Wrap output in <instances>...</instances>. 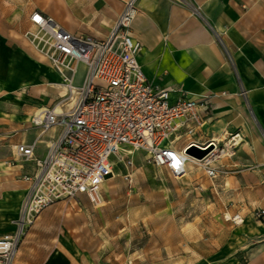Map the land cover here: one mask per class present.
<instances>
[{"label": "crops", "instance_id": "obj_1", "mask_svg": "<svg viewBox=\"0 0 264 264\" xmlns=\"http://www.w3.org/2000/svg\"><path fill=\"white\" fill-rule=\"evenodd\" d=\"M64 2L65 14L54 1L45 10L40 0H0V236L15 230L28 187L25 176L35 169L33 160L16 155L15 145L31 142L39 131L28 122L39 107L27 112L29 132L18 131L21 125L11 110L24 96L45 89L42 72L62 86L46 62L47 70L42 69L46 56H37L25 42L30 14H53L70 32L105 37L123 7L122 0ZM129 26L139 42L136 57L148 81L208 99L209 110L195 138L233 144L234 154L222 162L226 170L221 183L232 216L238 214L242 221L226 231L210 260L198 264H264V215H253L255 208L264 210V0H138ZM9 95L11 104L3 100ZM57 132L52 128L36 142L35 158L44 155L49 137ZM76 215L81 213L67 210L66 223ZM27 239L15 252L19 264H100L88 246L42 240L29 245Z\"/></svg>", "mask_w": 264, "mask_h": 264}, {"label": "built area", "instance_id": "obj_2", "mask_svg": "<svg viewBox=\"0 0 264 264\" xmlns=\"http://www.w3.org/2000/svg\"><path fill=\"white\" fill-rule=\"evenodd\" d=\"M137 2L123 0L122 10L105 37L70 32L37 10L30 14L29 22L35 29L30 33L32 42L38 48L45 42V56L68 89L58 103L30 115L28 122L39 130L37 136L29 143L15 145L16 155L33 160L35 169L25 176L28 187L15 230L0 236V264H13L30 213L79 196L98 206L102 183L113 174L114 158L131 165L132 154L141 151L151 165L179 176L191 156L187 147L211 146L202 158H193L213 177L216 160L234 154L232 143L194 137L209 110L206 97H188L180 88H165L147 80L136 57L139 42L129 26ZM80 64L83 70L79 73ZM71 88H75L73 97ZM65 98L69 99L67 106ZM52 128L58 132L49 137L44 155L35 158L36 142ZM253 215L260 219L264 210L255 208ZM232 221L238 223L242 218L235 214Z\"/></svg>", "mask_w": 264, "mask_h": 264}, {"label": "rangeland", "instance_id": "obj_3", "mask_svg": "<svg viewBox=\"0 0 264 264\" xmlns=\"http://www.w3.org/2000/svg\"><path fill=\"white\" fill-rule=\"evenodd\" d=\"M40 1V7L45 10L54 1L57 6L62 4V13L68 11L64 0ZM79 9L83 11L82 7ZM34 31L29 22L24 30L25 42L36 55L37 52L46 55L44 41L39 48L32 42L30 33ZM41 61L42 69L47 70L46 63L51 67L48 60ZM82 70L80 64L79 73ZM41 81L45 89L40 94L24 96L23 103L11 110L21 125L18 131L26 130L27 112L58 103L66 92V88L43 72ZM3 100L12 103L10 95ZM63 103L67 106L69 99L65 98ZM225 159L222 156L216 160L218 172L210 177L196 161H188L185 172L173 176L166 168L148 163L141 151L132 154L131 165L126 166L114 158V174L102 183L98 206L84 197L51 203L25 221L19 244L27 236L29 245L42 240L58 246L65 242L88 246L89 253L100 264H166V260H185L184 264L206 262L210 260V252L223 243L226 231L238 224L232 221L230 203L221 183L226 170L222 163ZM7 174L13 175L11 170ZM67 210L81 215L66 223ZM19 263L13 260V264Z\"/></svg>", "mask_w": 264, "mask_h": 264}, {"label": "water", "instance_id": "obj_4", "mask_svg": "<svg viewBox=\"0 0 264 264\" xmlns=\"http://www.w3.org/2000/svg\"><path fill=\"white\" fill-rule=\"evenodd\" d=\"M211 146L207 148H200L196 145H191L186 148V152L193 155L196 158H202L205 153L210 149Z\"/></svg>", "mask_w": 264, "mask_h": 264}, {"label": "bare ground", "instance_id": "obj_5", "mask_svg": "<svg viewBox=\"0 0 264 264\" xmlns=\"http://www.w3.org/2000/svg\"><path fill=\"white\" fill-rule=\"evenodd\" d=\"M59 77H60L59 80H62V87L68 89V84L63 80V77L62 76H59ZM74 94H75V88H71V95H72V97H73ZM187 161H196V162H198V160L196 158H193V155H191L190 157H188V160ZM111 178L112 177L107 178V179H111ZM107 179H105V180H107ZM32 215H33L32 213H30L28 215L29 216V219H31L33 217Z\"/></svg>", "mask_w": 264, "mask_h": 264}]
</instances>
